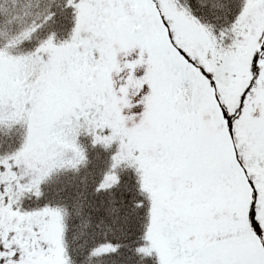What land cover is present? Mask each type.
<instances>
[{
  "label": "rangeland",
  "instance_id": "rangeland-1",
  "mask_svg": "<svg viewBox=\"0 0 264 264\" xmlns=\"http://www.w3.org/2000/svg\"><path fill=\"white\" fill-rule=\"evenodd\" d=\"M74 4L80 10L76 48L82 54L93 48L95 61L88 67L95 64L99 75L79 70L77 64L87 60L74 55L75 48L48 47L32 61L9 54L0 58V128L17 122L26 126L25 149L17 159H7L0 176V201L16 184L35 182L55 166L74 165L79 152L75 133L89 121V109H96L98 119L113 129H124L152 172L150 186L158 205L151 238L162 264H228L230 257L243 259L235 247L226 253L223 248L244 234L243 218L254 212L255 237L261 233L264 240V63L261 81L249 97L254 116L240 122L234 136L226 131L219 108L207 98L213 85L204 76H191L190 64L200 65L199 60L206 58L209 74L218 82L216 98L222 102L224 96L228 103L231 90L225 86L244 84L253 60L264 59V0L243 14L246 45L235 41V49L221 38L193 31L190 12L175 0H75ZM138 15L149 16L142 18L144 26L134 20ZM149 23L158 25V30ZM192 49L199 51L196 59ZM191 71L199 74L195 68ZM194 87L201 106L196 129L180 112L193 111ZM183 149L197 155L191 161L195 165H177L182 160L172 155ZM210 176L215 179L209 183ZM215 180L232 193L239 189L238 204L226 207L219 200L185 213L173 206L186 191L206 201ZM48 214L35 221L16 214L1 220L0 261L19 257L25 264H63L61 228ZM25 233H33L36 247L45 253L36 261L27 262L24 249L17 248ZM257 242L251 238L245 247L249 258L263 253Z\"/></svg>",
  "mask_w": 264,
  "mask_h": 264
},
{
  "label": "trees",
  "instance_id": "trees-1",
  "mask_svg": "<svg viewBox=\"0 0 264 264\" xmlns=\"http://www.w3.org/2000/svg\"><path fill=\"white\" fill-rule=\"evenodd\" d=\"M74 1L0 0V58L9 54L16 59L32 61L42 49L48 47H59L63 50L75 48L72 49L74 55L87 60L77 64L79 70L83 74L100 73L95 64L92 65L94 67H88L90 61H95L93 58L96 54L91 50L93 48L87 47L85 54L76 48L80 44V10ZM175 1L190 12L193 31L196 29L212 39L221 38L235 49L233 43L240 41L245 44L244 39L247 36V30L241 26L243 14L249 8H256L262 0ZM148 17L138 15L134 20L144 26L142 18ZM150 28L158 30V25L150 24ZM192 51V57L196 59L199 51ZM199 62L200 65L196 62L190 64V69L195 68L199 74L190 70V75L195 78L204 76L207 78L206 82L209 80L213 85L207 98L211 99L214 107L219 108L224 117L226 131L234 136L233 129L240 122L245 123V120H251L254 116L249 106V97L261 81L259 74L264 63L263 56L260 63L253 60L244 84L239 86L238 83L229 82L225 86L227 90H231L228 103L224 102V96L222 102L216 98L218 82L213 79L212 73L209 74L206 58L203 57ZM200 82L202 83L201 80ZM34 91L33 94L36 93ZM193 94V111H190L191 108L184 109L182 116L191 121L192 128L196 129L195 123L201 106L198 104L195 87ZM223 103H226V108ZM88 113L89 121L75 133L79 152L74 165L68 168L55 166L35 182L10 187L11 192L6 193L0 201V217L3 216L0 218V226L3 223L1 220L9 219L12 214L35 221L49 213L55 224L61 228L63 264H162L159 251L151 238L158 205L155 192L150 186L152 172L144 164L142 154L136 146L129 142L123 128L113 129L103 119H98L96 109H89ZM25 133L26 126L21 122L0 128V176L7 169V159H17L25 149ZM191 154L188 149H183L178 150L172 157L179 156L182 160L177 164L179 166L195 165L191 161L197 155ZM262 155L264 156V150ZM211 178L214 177H209V183ZM211 185L215 189L209 191L206 201L199 200L186 191L178 195L179 198H176L173 206L179 212L185 213L193 212L199 205L207 206L219 200L226 207L232 208L238 204L239 189L232 193L218 180ZM17 190L21 192L19 196ZM252 201L253 206H256L257 199L253 197ZM176 203L178 204L174 205ZM255 220V212L244 217V234L235 236L229 243L226 242L223 248L225 253L235 247L237 252L244 254L243 259L230 257L228 264H248V260L252 264H264V240L261 233L255 237ZM31 234L25 233L17 245L19 250L24 249L27 262L36 261L45 255L36 247V237ZM251 238L257 240L263 249L259 257L249 258L247 255L250 251L245 247ZM18 259L19 257L17 260L6 258L0 264H25Z\"/></svg>",
  "mask_w": 264,
  "mask_h": 264
}]
</instances>
